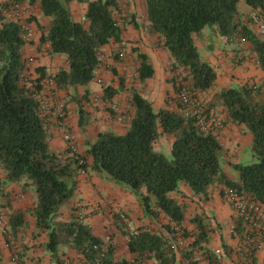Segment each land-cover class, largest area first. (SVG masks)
Returning <instances> with one entry per match:
<instances>
[{"label": "trees", "instance_id": "1", "mask_svg": "<svg viewBox=\"0 0 264 264\" xmlns=\"http://www.w3.org/2000/svg\"><path fill=\"white\" fill-rule=\"evenodd\" d=\"M14 1L21 5H38L43 16L51 19L47 27L38 25L43 31L41 44H49L51 55H64L67 65L50 76H53L56 91L70 94L78 104V88L97 79L103 47L112 41L121 42L122 28L115 16L119 13L118 0H75L87 5V27L74 21L70 9L73 0ZM241 1L258 10L264 20V0H146L152 32L162 38V46L170 53L173 67L184 70L183 80L195 97L209 93L217 81L215 69L201 58L194 40V34L205 29L217 28L228 41L250 44L264 71V36L257 35L241 20L238 10ZM3 7L7 10L9 3L0 7V167L5 174V184L25 179L28 181L25 188L33 187L37 203L31 216L36 220L37 230L46 233L48 240L44 248L53 258L58 260L61 245H69L83 256L85 264H142L151 258L158 264H176L178 253L182 254L183 264H192L193 257L174 245L185 214L170 195L179 193L182 184L202 196H207L208 190L216 184L227 186L253 196L264 205V102L257 101L259 87L228 88L215 95L208 106V114L213 108L223 107L230 122L244 125L253 136V161L231 165L239 176L238 182L232 181L222 167L223 148L213 128L208 133L202 132L196 121L185 117L182 111L156 112L136 90L132 93L134 112L124 134L101 132L93 143H87L84 154L68 151L58 154L50 148L51 126L41 116L37 98L49 74L39 67L36 79L28 76L27 60L23 56L26 46L23 30L18 23L3 16ZM33 20L34 17L29 21ZM248 22L253 24L251 17ZM137 60L139 80L143 83L154 76V70L146 55L139 54ZM104 91L105 101L117 94L111 86L104 87ZM81 105L78 125L84 130L90 120ZM109 115L115 116L112 108ZM162 135L174 138L169 157L154 148ZM80 160L83 165L79 164ZM89 169L112 185L134 194L145 218L156 220L160 216L158 210L164 213L173 223L172 227H167L170 234L163 236L139 229L137 235L127 233L128 248L135 259L116 262V248L113 245L104 248L102 240L76 215L69 222L59 220L61 208L76 194L78 175L81 170ZM118 219L121 220L120 216ZM194 221L193 246L209 244L208 225L200 218ZM9 223L10 233L17 237L28 224L26 213H11ZM237 226L240 227V222ZM182 232L185 238L192 235L186 230ZM201 250L209 264H218L213 251ZM222 251L225 256L226 251Z\"/></svg>", "mask_w": 264, "mask_h": 264}, {"label": "crops", "instance_id": "2", "mask_svg": "<svg viewBox=\"0 0 264 264\" xmlns=\"http://www.w3.org/2000/svg\"><path fill=\"white\" fill-rule=\"evenodd\" d=\"M7 1L10 0H0V6H4V3ZM124 1L127 2L129 18L121 27V41L127 42V53L130 54V58L134 57L138 59L139 54H144L148 57L149 63L154 70V76L152 78L143 83L139 82V91L137 92L151 103L156 112L170 111L180 113V105L177 95H175V85L177 86L176 82L178 77L180 75H185V72L183 69H175L173 67V59L170 53L163 48L162 38L159 34L152 32L146 0ZM28 7L32 9V12L30 11L31 16L35 19L31 22L35 37L31 44L26 45L23 49V56L28 60V57L34 54L38 59L35 60V57L33 58V66L44 68L49 75L56 74L61 68L66 67V57L64 55H51L49 53V44H41L40 39L43 31L40 30L38 26L47 27L51 19L43 16L38 5ZM70 9L74 21L84 23L85 27H87L88 23L85 22L87 5L79 4L77 1L73 0L70 4ZM238 10L241 20L245 21L257 35H260L256 27L248 22L247 17V15L252 17V14L258 12V10L254 11L243 1L239 3ZM194 40L201 58L208 62L217 73L216 86L209 93H206L207 95L210 94L209 101H211L215 95L220 94L223 90L228 88L255 85L259 87V94L256 95L257 101L259 102L262 100V102H264V71L261 69L257 56L253 52L250 44L239 42L238 40L233 42L228 41L219 34L217 28L205 29L199 34H194ZM118 46L119 42L112 41L109 45L103 47L102 52L113 54ZM137 63L139 67L140 64L138 61ZM96 74L97 77L105 78V80L108 81L107 86H111L116 90L117 94H115L112 100L105 101L104 86L99 84L97 79L87 86L78 88V97L79 95L81 96L78 99L85 101L86 97L89 103L98 107L95 109L91 108L88 111L90 113V121L84 128L83 135L80 133L81 128L77 123V105L75 101L68 107L70 110L67 121L68 127L69 129L71 128L70 131L73 133V138L77 143L79 154H84L87 149V143L85 141L91 140V143H93L101 132H113L120 135L126 132L131 117L129 116L127 121L111 120L109 119L110 108L117 104L120 111L123 112L126 110L127 105L130 104V108L134 110L131 104L133 91L131 93L127 90H123L122 87L120 88L116 74L110 71L102 72L101 70H97ZM86 91L88 92L87 95L85 94ZM260 93L262 94L260 95ZM209 115L213 122L214 134L217 135L223 148L222 167L232 181L238 182L239 176L232 170L231 165H246L253 161L251 153L253 136L244 125H237L230 122L227 111L223 107L211 109ZM173 143V137L162 135L155 142L154 148L157 152L169 157L171 155ZM49 145L51 150L55 153H66V143L61 134L54 128L49 130ZM88 163H91L90 159H88ZM4 178V171L0 167V204L5 205L7 210L10 211V214L16 211L25 212L28 222L25 228L29 227V236L36 233L37 236L35 239L41 240L40 243H37L41 248L39 250L40 253H33V249L27 250V252L24 250L25 253H23L22 257L20 256L22 261L25 264H39L40 260L43 262H41V264H58L57 261H60L61 264H85L83 256L79 255L78 252L69 245H61L59 247L58 260L53 258L45 250L44 245L48 240L47 235L45 232L37 230L36 220L31 216V211L36 207L37 203L36 193H32L30 187L25 188V184L28 183L25 179L5 184ZM77 182L76 194L70 202L61 208L59 220L69 222L74 215L77 217V214H75V206L80 201L90 205L91 207L86 212L84 223L90 227L95 237L102 240L104 248L108 245H113L116 248V262L121 260L132 262L135 259V255L131 254L129 251L127 232L125 229H121L123 222L118 218V221L115 222L111 218L108 219V216L105 218L102 217L104 210H106H102L105 204L117 205L127 212L131 216V221H133L136 229L147 230L148 227L144 228L143 226L153 227L154 225H158L157 222L163 218L167 224L173 226L170 219L164 213H161L160 210H158L160 212L158 219L150 220L145 218L143 210L134 194L112 185L90 169L86 171V174H79ZM223 187V185H219L218 189L211 187L208 190L207 197L215 199V202L213 205L209 204L204 208L205 216H210V212H220L222 210L219 205L220 201H223L226 207L230 209L232 216L234 215L233 209L226 204L223 199ZM213 189L218 191L216 192ZM143 193H145V191H143ZM218 195L219 199H221L219 201H217ZM170 196L184 209L185 220L182 223V228L187 231L194 230L195 224H192L193 218L190 217L189 214L193 213L198 215L200 211L201 214L203 213L202 209L199 211L197 205L202 195L194 194L188 186L182 184L180 186V192L172 193ZM201 205L204 206L203 204ZM195 206L197 209H194ZM190 208H193L191 213H189ZM105 213H108V211H105ZM237 222L235 226L240 236L234 240L230 238L226 230L229 224L228 221H226V227L220 219L217 223L221 227L217 228L214 222H212L211 225L208 224V229L211 231L210 242L207 244L208 249L211 251L218 249L226 251L225 248H227L228 253H230L228 255L235 264H264V249L249 256L247 251L243 248V231L241 227L237 226L239 223ZM22 230H24V227L19 233H22ZM123 231L126 233L124 234ZM11 238L12 239L8 241L0 232V264H13L12 255L16 252L14 250L17 249V247L11 246V241H13L12 234ZM31 245H33L32 241ZM239 247L242 248L241 251H239ZM230 263L231 262H228L226 264ZM142 264H158V262L151 258ZM176 264H183L182 254L180 253L177 254Z\"/></svg>", "mask_w": 264, "mask_h": 264}, {"label": "built area", "instance_id": "3", "mask_svg": "<svg viewBox=\"0 0 264 264\" xmlns=\"http://www.w3.org/2000/svg\"><path fill=\"white\" fill-rule=\"evenodd\" d=\"M7 20L18 23L23 30V39L26 45L31 44L34 40L35 32L32 28V23L29 21L30 11H26L23 5L17 3L14 0L9 1V7L4 11ZM120 21L117 23L121 27L124 22V15H120ZM253 25L256 27L258 33L264 36V20L260 12L252 14ZM120 48H127L128 44L125 41L119 43ZM119 59L123 62L125 70H129L131 65L128 62L129 56L124 51L119 50L117 53ZM34 59L29 58L27 60V68L33 65ZM139 74L136 73V76ZM101 81L99 80V83ZM43 91L37 95L40 104V113L46 123L51 128L58 131L63 140L66 143V151L70 154L77 152V146L73 140V137L68 132V113L66 103L57 96L55 81L53 77H46L43 81ZM59 98V99H58ZM177 99L181 107L182 114L185 117L193 118L202 132L208 133L213 128V122L208 114V104L206 101L195 97L191 92L182 77L177 79ZM115 116L109 119L116 121H123L122 113L120 109L115 105L112 107ZM49 128V130L51 129ZM49 135V132H48ZM80 159V158H79ZM80 165H83V161H79ZM80 174H86L84 170H81ZM223 199L234 211L237 221L240 222V227L243 231V248L251 256L255 252L264 249V205L255 199L253 196L233 189L227 186L222 188ZM77 219L85 221L86 210L85 205L81 202L76 204ZM120 218L125 222L129 233L131 235H137L138 229L134 227L133 221L129 220L125 215L121 214ZM237 227H234L236 230ZM177 230V229H176ZM0 232L11 240L10 223L9 218L0 209ZM242 248L239 247V251ZM214 255L220 260L224 253L221 249L213 251ZM203 258L201 256H194L192 264H201ZM13 264H25L19 253L15 252L12 255Z\"/></svg>", "mask_w": 264, "mask_h": 264}, {"label": "rangeland", "instance_id": "4", "mask_svg": "<svg viewBox=\"0 0 264 264\" xmlns=\"http://www.w3.org/2000/svg\"><path fill=\"white\" fill-rule=\"evenodd\" d=\"M9 1L5 2L4 3V6L6 4H8ZM119 3V13L117 12L116 13V19L117 21L120 19V15H124V22H126V20L129 18V10L127 9V2L126 1H118ZM24 8L26 9V11H31L32 12V9L28 7V5L26 4H23ZM2 7V6H0ZM6 8L3 7V11H5ZM3 16L5 17V14L4 12L2 13ZM248 19L251 17L250 15H247ZM31 18H33V16H29V20L31 21ZM7 19V18H6ZM120 21V20H119ZM123 22V24H124ZM122 27V26H121ZM261 37V36H260ZM124 51V53L127 54V56H130V54L127 53V48H120L118 46V48H116V50L113 52V54H106V53H103L101 51V55H100V58H101V65H100V68L99 70H101L102 72L104 71H110V72H113L114 74H116V77H117V80L119 81V86L120 88L122 87L123 90H127L128 92H131L133 90H136V91H139V75L136 76V73L138 74V63H137V59H135L134 57L128 59V62L130 63L131 67L129 70H125L124 69V66H123V62L119 59V57L117 56V53L119 50ZM34 54L30 55L28 57L29 58H34ZM35 60L38 59L37 57L34 58ZM34 64V63H33ZM37 68L38 67H35L33 65H31L29 68H28V76H30L32 79H36L38 77V74H37ZM53 75V74H52ZM50 76V77H53V76ZM101 75V74H99ZM179 77H182L184 78L185 75H180ZM178 77V78H179ZM99 80L101 81L99 83ZM97 82L101 85H103L104 87H106L108 84V81L105 80V78H100V77H97ZM177 84V82H176ZM177 86L175 85V95H177ZM57 92V96L62 99L63 101L66 102L67 104V113H68V117H69V105L73 102V99L71 98L70 94H67L66 92H62V91H56ZM259 90L257 91V94ZM262 93H260L261 95ZM209 95L210 94H204V95H201V96H197L199 99H202L204 101L207 102L208 106H209V103L210 101L208 100L209 99ZM208 96V97H207ZM79 97H81L79 95ZM58 98V99H59ZM259 102H262V100H260ZM80 104H82L81 106H83V108L88 112L91 108L92 109H95V108H98L97 106H93V104L89 103L86 98H85V101L84 100H79L78 104L77 105V108H76V113H77V123H79V107H80ZM95 104V103H94ZM132 104V102H131ZM116 106L118 107V105L116 104ZM111 109V108H110ZM133 109L130 108V104L127 105V108L125 111L121 112L122 113V117H123V121L127 119H129V116L132 117V113H133ZM89 114V118L88 120H90V113L88 112ZM125 117V118H124ZM67 130L68 132L71 134V136L73 137V133L70 131L71 128L69 129V127H67ZM80 133L83 135L84 134V130H81ZM89 138V137H88ZM76 146H77V143L75 141V139L73 138ZM86 143H89L91 142V140H86L85 141ZM77 152H78V149H77ZM1 185V184H0ZM1 187V186H0ZM31 189V192L32 193H35L33 187H30ZM212 188H216L218 189L219 188V184H216L214 185ZM214 191H218V190H215L213 189ZM200 200H198V208H199V211L200 209L203 210V213L201 214V211L199 212L198 215H195V214H189L190 217L193 218V222L192 224L195 222L194 220L195 219H202L204 221V223L206 225H211L212 222L216 223V226L217 228L218 227H221L217 221L220 219L222 221V223L225 225L226 227V221L229 222V224L227 225L226 227V230L228 231L229 233V236L232 240L236 239L237 237L240 236V234L238 233V230H234V227H236V222H237V218L235 216V214L232 216L231 214V211L228 207H226L225 203L223 201H220L219 205H220V209H222L220 212H210L209 215L210 216H205V210L204 208L207 206V205H213V203L215 202V199L213 198H208L207 196H201L199 198ZM221 199H219V195H218V200L219 201ZM81 203H83L85 205V210L87 212L88 209H90V205L88 204H85L83 201H80ZM79 203V202H78ZM201 204H203L204 206H202ZM76 208V206H75ZM0 209L5 213V215H7V217L9 218L10 217V211L7 210V208L5 207V205H1L0 204ZM103 209H106L104 210V213L102 214V217L105 218L106 216H108V219L111 218L113 219V221L117 222L118 221V217L123 214L125 215L129 220H131V216L125 212L122 208H119L117 205H113V204H105L104 207L102 208ZM186 209V208H185ZM192 209L193 208H190L189 209V213L192 212ZM194 209H197L196 206L194 207ZM98 211V210H97ZM105 211H108V213H105ZM187 211V210H186ZM75 212H76V209H75ZM234 212V211H233ZM195 215V216H194ZM220 216V217H219ZM164 220V221H162ZM123 222V221H122ZM158 225H154L153 227L152 226H143L144 228L148 227L147 230L153 232V233H157L159 235H163V236H168V234H170L169 231L171 230H167V227L169 226V224H167L165 222V219H160V221L157 222ZM195 224V223H194ZM171 226V225H170ZM169 226V227H170ZM172 227V226H171ZM141 228V227H140ZM121 229H125L127 233H129V229L127 228L125 222L122 223V226H121ZM221 229V228H220ZM26 230V231H25ZM140 230V229H139ZM184 229L182 228L175 236L174 238V245L176 247L177 250L181 251V250H184L186 252L189 253V256H201L203 258L201 264H209L206 257L204 256L203 257V254H202V248H208L206 244H202V246H197V247H194L193 246V243H194V238H193V234L196 233V224H195V229L192 230V231H187L186 232L190 235V233L192 234L190 237H184V234H183V231ZM225 230V231H226ZM29 227L25 228L24 227V230H22L21 232L22 233H19V235H17V237L13 236V241H11V246L12 247H17V249H15L14 251L18 252L20 256L23 255L24 250L27 252V250L29 251L30 249H33L35 254H39L40 253V247H39V244L37 243H40L41 240H36V233L32 234L29 236ZM125 232V233H126ZM124 233V231H123ZM124 233V234H125ZM173 236V235H171ZM210 236V235H209ZM20 237V239H19ZM35 239V240H33ZM41 239V238H40ZM128 239V238H127ZM31 241H32V244L31 245ZM36 243V244H35ZM18 250V251H17ZM191 251V252H190ZM230 253H228V251L226 250V255L224 257H222L218 264H226L228 262H231L230 264H235V262L232 260V258H230V256L228 255ZM205 258V259H204ZM42 260H40L39 264H41ZM43 263V262H42Z\"/></svg>", "mask_w": 264, "mask_h": 264}]
</instances>
